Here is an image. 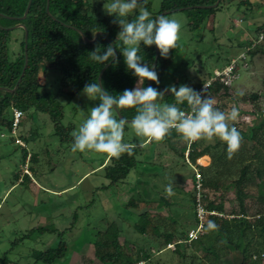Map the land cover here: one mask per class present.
Listing matches in <instances>:
<instances>
[{
    "label": "trees",
    "instance_id": "trees-1",
    "mask_svg": "<svg viewBox=\"0 0 264 264\" xmlns=\"http://www.w3.org/2000/svg\"><path fill=\"white\" fill-rule=\"evenodd\" d=\"M216 2L217 0H162L156 12L153 11L149 0L145 6L151 13L152 19L157 18L158 15L186 12L190 29L195 30L204 25L207 20L214 21L222 0L216 7H212ZM28 5V15L25 19H21ZM239 5L255 6L250 0H240ZM164 12L168 13L163 14ZM137 15L138 11L129 15L127 19L131 21ZM115 20L116 17L108 14L101 16L96 12L95 6L87 0H0V132L8 130L13 136L12 141L21 147L24 160L21 170L26 166L32 172V175L28 172L22 175L29 181L33 178L34 170L31 164L36 161V154L27 149V139L20 136L18 132L26 113L33 110L47 114L53 125V134L58 136L59 141L68 145L74 142L71 133L75 130V126L62 123L64 106L58 101L56 95L44 90L46 85L39 82L42 67L46 71H55L59 74L58 94L62 96L72 97L81 92L85 84L99 83L101 71L108 63L110 64L102 72L100 81H103L104 89L110 94H121L125 89H132L137 85V78L127 69L124 58L120 54L119 50H122L124 45L116 41L120 28ZM18 24L24 25L25 29L17 27L21 29L22 34L14 40L16 46L11 50L9 47L11 34L16 29L13 26ZM25 30L27 31L26 42ZM262 31H264V24L256 26L252 39L240 44L245 47L246 58L242 61L244 64H250L254 56L258 54L264 55V40L255 43ZM97 33L99 35L93 42H86L83 38L85 36L92 41ZM109 45L117 47L118 63L110 60L105 65H101L90 59V53L97 46L100 47V52H103ZM140 47L138 55L145 63L154 65L158 73L159 85L152 81L150 85L163 91L170 86L164 79L179 52L178 43L177 47L170 51L168 58L161 57L155 45L148 47L141 43ZM26 55L27 65L24 70ZM231 60L221 68L228 65ZM238 66L237 63V78L239 77ZM213 72L202 74L187 85L197 91L213 75ZM172 83L170 84L179 88L180 85L177 82ZM262 84L264 88V79ZM147 86L148 81H145L144 87ZM231 88L212 87V98L228 95ZM243 98L253 102L260 99V94L254 93ZM98 102V100L95 101L96 104ZM164 102H175L171 93L165 94V99L161 103ZM180 107L182 110H188L186 104ZM215 108L224 112L222 107L215 106ZM15 109L21 111L23 117L13 133ZM119 113L123 118L132 120L136 115V109H120ZM239 131L243 139L239 149L231 158L227 154L226 144L218 138H214V143H209L207 140L189 143L173 130L164 140L152 141L170 145L183 164L192 169L190 178L193 186L196 184V172L200 175L201 203L208 212L204 221L203 234H199L197 239L188 242L189 231L195 229L199 223L195 210L196 198L192 203L194 224L189 227L182 224L172 213L166 215L160 213L154 202L166 205L163 199L153 198V195H148V198L139 195L138 198H131L128 206L135 208L138 200L146 203L145 209L137 214L133 230L139 235L135 238L141 244L146 242L148 247L140 245L135 254L131 253L127 244L120 243L119 238L124 234L122 227L112 222L104 231L98 232V237H95L92 242L96 258L102 264H139L140 262L146 264L152 260V257L168 250L174 257L169 264H233L231 258L235 255L240 257L239 264H262L264 261V192L256 193L260 206L255 213L250 211L246 200L250 196L248 187L252 178L264 181V117L256 118L251 127L245 131L242 129ZM17 140L22 141L24 145ZM139 152L137 147L132 156L125 153L118 159L109 157L108 163L101 165L104 177L109 181V184L103 188L124 182L129 173L138 166ZM187 152L188 156H186ZM205 156L210 158L209 164L199 165L198 160L203 164ZM16 179L20 180L19 176H16ZM231 188L235 190L238 208L228 211L224 195ZM210 193L214 195L220 193V195L218 198H211ZM153 210L156 212H152ZM212 211L217 215H211ZM208 221L215 222L218 227L209 229ZM38 230L47 231L48 228L42 227ZM33 232L34 230H31L25 236L29 237ZM56 233L62 238L56 247L32 250L30 254L34 259L33 264H55L66 257L69 246L63 239L65 231ZM130 237L126 235L125 241L129 242ZM170 244H174L173 249L168 248ZM201 253H203L202 256ZM158 260L162 261L161 258ZM0 264L20 263L10 260L5 253L0 257Z\"/></svg>",
    "mask_w": 264,
    "mask_h": 264
},
{
    "label": "rangeland",
    "instance_id": "rangeland-1",
    "mask_svg": "<svg viewBox=\"0 0 264 264\" xmlns=\"http://www.w3.org/2000/svg\"><path fill=\"white\" fill-rule=\"evenodd\" d=\"M87 1L95 6L101 16L107 14L105 3L111 2ZM149 1L153 11H158L162 0ZM239 1L222 0L214 21L207 20L195 30L190 29L186 12L166 15L181 23L177 42L179 52L165 74L166 83L171 85L175 81L179 85H187L200 75L221 68L245 51L240 44L251 40L256 26L264 24V0H250L255 6L239 5ZM14 27L16 29L11 34L9 44L11 50L16 46L14 40L22 34L17 25ZM238 65L239 77L229 94L213 99L214 107H222L224 112L236 106L239 116L229 123L245 131L255 123L256 118L264 117V55L254 56L250 64L239 60ZM58 80L57 72L41 68L40 84L46 85L44 90L56 95L64 106L62 123L73 124L77 130L96 103L82 95V91L72 97L59 95ZM254 93L260 94L259 100H244V96ZM18 132L27 139V149L36 154V161L31 164L34 174L29 181L22 175L27 172L32 175V172L26 166L21 170L24 161L21 147L12 141L13 136L8 130L0 132V257L6 253L12 261L33 264L32 250L56 247L62 239L56 232L65 231L63 239L67 241L69 249L66 257L55 264H102L95 256L92 242L98 237V232L104 231L112 222L124 231L119 238L120 243L127 244L131 253L135 254L140 245L148 247L146 242L141 244L135 238L139 235L133 230L137 214L145 209L146 203L138 200L135 208L128 206L130 199L139 195L163 199L166 205L154 202L162 215L172 213L182 224L189 227L194 224L192 203L197 191L190 178L192 169L183 164L170 145L144 141L145 147H139L137 156L139 164L126 180L103 188L109 181L104 177L101 165L108 163L109 156L94 151L73 153L71 145L62 144L53 134V125L47 114L33 110L26 113ZM141 139L135 137L129 127H125V142L139 143ZM208 162L205 160L202 164L198 160L202 166H207ZM170 183H174L175 195L169 197L165 189ZM260 191L264 192V181L252 178L246 203L253 213L260 206L256 198V193ZM219 195L210 193L211 198H218ZM224 200L228 211L238 208L233 188L225 193ZM42 227L48 230H38ZM31 230H34L33 234L26 237ZM126 235L131 236L129 242L124 239ZM172 256V252L165 250L146 264H169L174 258ZM160 258L161 262L158 260ZM231 259L233 264L240 263L238 255Z\"/></svg>",
    "mask_w": 264,
    "mask_h": 264
},
{
    "label": "clouds",
    "instance_id": "clouds-1",
    "mask_svg": "<svg viewBox=\"0 0 264 264\" xmlns=\"http://www.w3.org/2000/svg\"><path fill=\"white\" fill-rule=\"evenodd\" d=\"M146 3L147 0H111L105 3V12L116 17L115 23L120 28L116 41L124 45L119 51L127 69L137 78V85L125 89L121 94L112 95L104 89L103 81L85 84L81 94L91 101L99 102L91 107L88 117L71 133L74 141L71 151H94L118 159L125 153L134 155L137 147H145L144 141L160 142L175 130L189 143L218 138L226 144L227 154L231 158L243 139L240 131L229 123L236 121L239 116L236 106L229 112L218 110L214 107L215 100L207 95L206 87L199 92L185 84L179 88L170 85L163 91L151 85L144 87L145 81L157 85L160 81L155 66L145 63L138 55L141 43L148 47L155 45L160 56L168 58L170 51L177 47L181 30V23L175 18L161 15L152 19ZM137 11L136 18L129 21L127 17ZM99 49L97 46L90 53L91 60L101 65L110 60L119 62L116 46L109 45L103 52ZM166 93H171L174 103H161ZM185 104L187 111L180 107ZM128 108L136 109L131 121L119 114L120 109ZM126 126L135 137L142 138L139 143L124 141ZM165 191L169 197L175 195L174 183L168 184ZM207 227L216 229L218 226L208 221Z\"/></svg>",
    "mask_w": 264,
    "mask_h": 264
},
{
    "label": "built area",
    "instance_id": "built-area-1",
    "mask_svg": "<svg viewBox=\"0 0 264 264\" xmlns=\"http://www.w3.org/2000/svg\"><path fill=\"white\" fill-rule=\"evenodd\" d=\"M264 40V31H262L259 36L258 40L255 41V43ZM248 50V49H247ZM245 55L246 52L243 51L236 59H232L230 63L223 68L216 69L213 72V75L206 80L199 88L198 92L201 91L204 87L207 89V95L212 97V87H220V86H225L227 88H231L235 79L237 78V63L239 60L244 61L245 60ZM23 117V113L19 110H14V120H13V133L18 128L19 122L21 118ZM18 143L21 145H24L22 141L17 140ZM186 156H188V152L186 153ZM196 184H194V188L197 191V196L196 198V215L198 218V225L195 229H191L188 233V242H191L192 240H195L198 238L199 234L204 233V221L207 215V210L201 203V195H200V190H201V182H200V175L196 172ZM211 215H217L216 212L212 211L210 212ZM174 248V244L168 245V248Z\"/></svg>",
    "mask_w": 264,
    "mask_h": 264
},
{
    "label": "water",
    "instance_id": "water-1",
    "mask_svg": "<svg viewBox=\"0 0 264 264\" xmlns=\"http://www.w3.org/2000/svg\"><path fill=\"white\" fill-rule=\"evenodd\" d=\"M219 2H220V0H217L216 4H215L214 6H212V7H216V6L218 5ZM29 5H30V3H29ZM29 5H28V7H27V9H26V11H25V13H24V15H23V17H22L21 19H25V18L27 17V15H28V10H29ZM47 11H48V2H47ZM167 13H168V12H164L163 14H167ZM159 16H161V15H158L157 17H159ZM17 27H22V28L25 29V26L22 25V24L17 25ZM14 28H15V27H14ZM98 35H99V33L96 34L95 38H94L92 41H89L85 36H83V38H84V40H85L86 42H93L94 40L97 39ZM26 41H27V31L25 30V42H26ZM25 49H26V46H25ZM157 51H158V49H157ZM156 60H157V55H156L155 62H156ZM109 64H110V63H108V64L104 67V69L101 71V74H100V76H99V80H98L99 82H100V80H101L102 72L108 67ZM26 65H27V55H26V61H25V67H24V70H25V68H26ZM149 85H150V81H148V86H149ZM119 114H120V113H119ZM120 116H121V114H120ZM129 121H131V120H129Z\"/></svg>",
    "mask_w": 264,
    "mask_h": 264
},
{
    "label": "crops",
    "instance_id": "crops-1",
    "mask_svg": "<svg viewBox=\"0 0 264 264\" xmlns=\"http://www.w3.org/2000/svg\"><path fill=\"white\" fill-rule=\"evenodd\" d=\"M204 158H205V160H209V162H210V158L208 156H205ZM209 162H208V164H209Z\"/></svg>",
    "mask_w": 264,
    "mask_h": 264
}]
</instances>
